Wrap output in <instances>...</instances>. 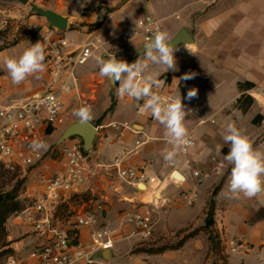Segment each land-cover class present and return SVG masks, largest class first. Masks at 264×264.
<instances>
[{
	"label": "crops",
	"instance_id": "0c3cea01",
	"mask_svg": "<svg viewBox=\"0 0 264 264\" xmlns=\"http://www.w3.org/2000/svg\"><path fill=\"white\" fill-rule=\"evenodd\" d=\"M87 5L91 8L89 15L81 14L85 7L61 12V15L68 18L67 31L58 32L52 26H48L44 28L43 35L45 36L46 31L50 29L54 34H61L73 43L83 44L89 37H92L93 41L94 36L99 35L100 30L110 22L113 23L112 27L121 30L134 26L139 19L146 16L157 19L170 38L182 28L190 33L194 40L190 45L194 54L184 47L185 44L177 46L178 51L174 53L177 70L163 73L168 74L169 77L161 78L163 74L159 77L165 83L158 89L168 97L181 95L185 111L191 110V114L185 117L184 123L187 134L194 133L196 147L187 156L190 160L189 165H186L185 157L178 159L176 170L184 176L185 181L177 182L172 179L171 174L174 169H171L169 162L164 159L165 150H171L172 146L167 142L164 127L154 120L150 113L142 112L139 102L128 97H118L114 89L115 106L112 112L98 124L93 123V120L90 121L98 129L90 151L93 174L78 197L84 193L99 200L82 210L90 209L96 203H102L104 210L98 214L97 225L100 227L103 222L113 221L117 208L125 209L127 214L133 212L139 203L152 201L151 191L157 186L156 193L160 191L161 195L168 196L170 201L167 211L160 216L162 221L155 226V232L186 228L198 216H204L203 210L206 205V189L201 192L199 179L193 175V172L199 171L202 175H209L208 169H212V173H219L229 168V166L221 167L225 163L223 157L229 150V146L222 140V133L229 122L234 123L244 135L248 136L253 150L264 153V98L259 95L260 91L264 92V0H90ZM99 5L104 8L95 12L94 9ZM106 13L108 14L105 15ZM100 16L102 18L98 19ZM96 22H99V28L87 32L89 25ZM69 25H74L79 30H69ZM71 31L83 35V40L76 42L66 36ZM22 45V43L17 44L11 49L0 52L2 94L0 104L23 101L40 93L49 79L44 71L28 77L19 85L12 83L4 67V60L21 55L20 52L27 48ZM12 49L15 51L10 53ZM144 50L142 40L133 39L128 46L127 56L137 60L139 55H143ZM94 63L96 64V61ZM146 71H161V69L159 66L150 65ZM91 73V71L85 74L77 72L78 80H81L80 76ZM186 73H195V76L189 80L180 79ZM192 88L197 89V96L189 100L187 92ZM242 95L258 97V100L252 98L253 102L245 112L241 110L238 102ZM75 98L76 96L64 99L68 105L74 102ZM258 115L261 119L255 123L254 119ZM71 121L70 124L74 119ZM123 122H128L132 128L124 131L123 140L119 142L116 140L117 130L111 124ZM65 128H61V135ZM53 133L55 131L48 134V137ZM257 138L260 141L253 146ZM137 140L141 145L135 150ZM58 141L59 139L55 143L58 144ZM225 146L228 148L227 151H224ZM123 149L135 151L125 157L122 166L146 167L147 175L155 177L157 184L142 183L147 188L143 191L138 185L129 184L118 177L117 169L112 164L114 159L121 155ZM222 152L221 158L219 153ZM63 161L64 156L61 153V167ZM33 171L35 175H50L54 172L53 160L46 158ZM230 172L231 169L217 196L216 213L221 211V220H216L218 222L216 227L226 238H236L243 242L239 255L233 261L229 259L228 264H253L258 258H264V199L259 201L257 196L250 199L243 196L239 199L232 197L227 188ZM190 183L192 186L186 188L185 185ZM39 188L40 182L37 180L31 181L27 190L32 195V190L35 192ZM184 192H196L197 196L192 205L185 204L181 196ZM72 205L70 202L62 207H68L70 213L73 210ZM252 207L255 210L262 209L259 210L261 215H258L259 212L256 213ZM126 214L119 218L120 220L115 218L122 224L119 234L124 235L123 239L131 244L139 242L140 237L132 236L134 226L126 222ZM204 219L205 216L202 219L203 223L197 227L204 224ZM6 229L9 232L10 247L16 254H26L38 240L32 222L22 214L11 217L6 223ZM89 232L90 229L83 228L81 239L86 240ZM203 236L199 233L189 238L179 249L166 250L151 257L156 258L155 264H198L208 251ZM121 246H114L110 250V256H116ZM169 258L173 259L174 263H169ZM249 259L252 261L249 262Z\"/></svg>",
	"mask_w": 264,
	"mask_h": 264
},
{
	"label": "built area",
	"instance_id": "2783aa9c",
	"mask_svg": "<svg viewBox=\"0 0 264 264\" xmlns=\"http://www.w3.org/2000/svg\"><path fill=\"white\" fill-rule=\"evenodd\" d=\"M76 3L80 5L83 0H76ZM156 28L163 30L157 19L146 16L132 27L121 29L120 32H111L110 39L95 35L93 41L83 44L73 43L61 34H54L53 30L46 31L45 71L49 79L44 89L23 101L0 104V162L10 166L15 162V158H19L23 166L37 167L46 158L58 153L63 154L64 161L62 167L60 164L50 175L40 176V188L31 195L26 208L18 213L32 222L34 231L38 234L37 242L26 254L8 255L3 264H108L103 259L102 252L105 249H113L115 239L111 228L97 227L98 214L104 210L102 203H96L90 209L72 214L66 224H61L57 217L63 205L69 204L74 196L84 191L93 174L90 152L83 149L77 136L68 139L64 146L55 144L50 149L47 142L48 130L55 131L56 128L65 125L70 118L72 120L77 118L73 115L74 109L90 105L88 100L80 96L78 67L85 65L91 58L97 62L98 58L107 59L113 54L117 59L131 64L136 61L127 56L131 41L139 38L145 46L154 38ZM32 29L36 30L37 27L33 25ZM111 42H114L113 50ZM117 87L118 82L115 91ZM154 91L171 101L161 90ZM259 95L264 98L263 91H260ZM1 96L0 91V98ZM74 96L75 104L72 110L67 112L70 105L66 104L64 98ZM252 98L258 100L256 95H252ZM139 103L141 107L143 101ZM111 126L117 130L116 140L119 142L123 140L124 131L132 128L128 122L112 123ZM34 139L44 141L47 148L33 151L29 145ZM186 139L188 143L178 150L174 161L168 163L174 170L180 157L186 158V165L190 164L187 156L196 147V140L192 132L187 134ZM140 145V141H135V150ZM135 150L123 149L121 155L114 159L112 166L117 169L118 177L135 186L140 183H156L155 177L147 175L145 167L122 166L125 157ZM193 175L201 181L199 171H194ZM261 193L264 194V191ZM196 196V192H191L184 200L188 205H192ZM169 201V197L161 195L159 191L153 193L152 201L141 202L133 212H128L125 220L134 226L132 236H138L141 240L150 239L161 214L167 211ZM83 228L90 229L86 240L80 237ZM221 238L228 253H236L243 246L239 239ZM253 264H264V258H258Z\"/></svg>",
	"mask_w": 264,
	"mask_h": 264
},
{
	"label": "rangeland",
	"instance_id": "374dc122",
	"mask_svg": "<svg viewBox=\"0 0 264 264\" xmlns=\"http://www.w3.org/2000/svg\"><path fill=\"white\" fill-rule=\"evenodd\" d=\"M34 7H37L42 10H52L61 15V12H70L73 8L80 7V5L76 3V0H29L26 4H23L19 1L0 0V52L2 50L11 49L13 46H16L17 44H21V43L23 44L22 47H30L31 43L35 44L38 41L42 43L43 47H45L47 40H46V36L43 35L44 28H47L48 26L51 25L45 17L40 16L38 13L34 11ZM85 8L86 9L82 10L81 14L89 15V10H91L90 6L86 5ZM102 8H104V6L99 5L98 8L94 9V11L98 12V10ZM80 9L82 8L80 7ZM107 14L108 13H106L105 15ZM101 18L102 16H100L98 19ZM98 23L99 22H96V24ZM112 24L113 23L110 22L107 26H105L103 29L100 30L99 35L103 39H106L108 37H109L108 39H110V36H112L111 32L121 31V30H117V28L115 27H112ZM33 25L37 27L36 30L32 29ZM69 30H79V28L75 27L74 25H69ZM87 32H90V25H89V30H87ZM66 36L73 38L76 42H81L83 40V35L79 33L77 34L72 31L68 32ZM86 41L87 42L92 41V37L91 38L89 37V39ZM114 42L110 43L111 50L114 49V45H113ZM24 50L25 48L23 49V51ZM13 51H15V49L10 50V53ZM23 51H21L20 53H22ZM94 62L95 61L93 58L89 59L85 65L77 68V72H79L80 74H85L88 73L89 71L92 72L89 75L80 76L81 80L79 79V91H80V96L83 99L88 100L91 106L93 123L98 124L99 122H101L102 119H104L109 113L112 112L113 109L110 111L107 110L111 105V92L112 91L115 92V91L114 89L112 90V88L110 87L108 79L106 77H102L99 74V68L97 66V62L96 64ZM169 97L172 101L176 98H179V95L178 97L177 94L173 96L169 95ZM114 100H115V94H114ZM73 104H75V101L71 102V104H68L70 106L67 108V112H70L72 110ZM71 120L72 119L70 118L65 125L56 128L55 133H53L51 137L47 138V142L48 145H50V149L56 144L55 142L58 139H59L58 145L64 146L67 140L60 141L61 128H65L66 126H68L70 122H72ZM75 121H78V118H75L73 122ZM79 141L82 143V139L80 137H79ZM259 141H260L259 138H257L253 146L255 144H258ZM227 150L228 148H226L225 146L224 151ZM219 154L220 157L222 158L221 154H223V152ZM51 159L53 160V170L58 169V167L61 164V154L58 153L55 156H51ZM19 161H20L19 158H15V162L10 166H7L4 163L0 162V189L11 190L14 187V185L19 184L20 199L21 201L27 204L31 199V192L29 193L27 190L30 185V182L39 180L40 175H35L34 173L35 171H33L34 168H36V166L26 167L23 166ZM216 165H219V163H216ZM211 167L212 165H210V168ZM229 169H231V166H229V168H225L222 172L219 173H212L213 171L212 169L211 170L208 169L209 175H204V174L202 175L200 173V179L203 180L198 181V184L201 187L202 193L204 189H206V194H205L206 202L209 198V194H210L209 192L211 188L214 185L218 184L222 179H224L225 181ZM185 173L188 176V178H190L189 174L187 172ZM159 178L161 179V176ZM155 184H157V182L154 183L153 185ZM141 186H143L142 183L138 185V188L141 189L140 188ZM190 186H192L191 183L190 185L188 184L185 185L186 188H189ZM157 191L158 188L152 189L151 194L156 193ZM32 193H34V190H32ZM187 194H188L187 192L181 193L182 198L185 199V196H187ZM263 196L264 195H261V193L257 194V198L259 199V201L264 199ZM97 200H99V198L97 199L96 197H92L90 194L83 193L81 197L74 196L71 200V204H73L72 205L73 210H71L70 213L68 214V207H61V210H59V212L57 213V217L61 220V224H66L70 220L72 214L76 212H80L83 208H87L88 206H91ZM185 204L187 203L185 202ZM252 209L254 208L252 207ZM259 210L262 211V209ZM259 210H255V212L256 213L259 212L258 215H261V212ZM125 212H126L125 209L117 208L113 215V221L112 222L106 221L100 225V227L106 226L112 229V231L114 232V239H115L114 246L122 245L118 254L116 256H112V257L110 256L108 261H106L108 264H155L157 263V261L155 260L156 258L151 257V254H147V253L136 254L133 253V250L142 246L159 247L162 245H174L179 240L182 239V237L187 233L186 231H188L189 229H194L199 224H202L203 223L202 219L205 216V215L198 216L186 228L179 230H166L161 233L154 231V234L150 239L140 240L139 242L131 244L130 242H128V240L123 239L125 237L124 235L121 236L119 234L122 224L120 223V221L117 220H120L119 218H122V216L126 214ZM220 214L221 211L215 214V220L217 221L221 220ZM115 218H117V220ZM161 221L162 219H160L158 223L160 224ZM217 221L216 223H218ZM220 236L225 238L224 233L222 234L220 233ZM203 237L205 239V242L207 243L206 236L204 235ZM222 248H223L222 255L226 257V262L228 263H229V259L233 261L241 251V248H239V251L236 253H231V252L228 253L223 240H222ZM14 254L16 253L14 252ZM7 256L8 255L1 258L0 264L4 263ZM96 258L99 257L96 256ZM169 260H170L169 263H174L173 259L169 258ZM251 261L252 259H249V262ZM198 264H223V262L222 260H219L215 255H211L208 258H206V255H204L201 258V260H199Z\"/></svg>",
	"mask_w": 264,
	"mask_h": 264
},
{
	"label": "clouds",
	"instance_id": "9594fccd",
	"mask_svg": "<svg viewBox=\"0 0 264 264\" xmlns=\"http://www.w3.org/2000/svg\"><path fill=\"white\" fill-rule=\"evenodd\" d=\"M90 0H83L80 7L83 8ZM42 34V33H41ZM154 38L145 45L143 55L133 63L117 59L116 55H110L107 59H97L99 74L107 77L113 83L118 82L116 95L120 98L128 97L135 101H143L142 112H148L165 129V136L171 150H165V161H174L178 150L188 143L185 117L191 114V110L185 111L181 95L172 101L159 94L154 89L160 88L165 82L159 77L169 70H177L174 53L178 51L166 31L156 28ZM191 43H185L184 47L190 52ZM45 48L41 42L31 43L18 57H9L4 60V67L11 77L13 84L19 85L28 77L43 73L46 70ZM150 65L159 66L161 71L147 72ZM195 73H186L180 79L194 78ZM197 96V89L192 88L187 92L189 100ZM73 115L81 123H90L93 119L91 106H81L73 110ZM203 120V118L201 119ZM222 140L229 150L223 157L225 162L221 167L231 166V172L227 184L229 193L234 198H253L264 191V153L253 150L248 136L244 135L234 123L229 122ZM29 147L33 151L46 149L44 141L34 139ZM217 151H220L218 146Z\"/></svg>",
	"mask_w": 264,
	"mask_h": 264
},
{
	"label": "trees",
	"instance_id": "16d2710c",
	"mask_svg": "<svg viewBox=\"0 0 264 264\" xmlns=\"http://www.w3.org/2000/svg\"><path fill=\"white\" fill-rule=\"evenodd\" d=\"M100 24L90 25V31H94L99 28ZM168 74H163L161 78H168ZM239 107L243 112H245L249 106L252 104L253 99L249 95H242L239 99ZM115 106L114 92H111V105L107 111H110ZM261 119L258 115L254 122L257 123ZM53 132L52 129L48 130V134ZM224 185V179H222L218 184L214 185L209 194V198L204 207L203 213L205 215L204 224L202 226L196 227L194 229H189L187 233L174 245H162L159 247H138L133 250V253H147V254H160L166 250H176L183 246V244L189 239L196 236L199 233H203L206 236L208 243V251L206 258L211 255H215L219 260H222L223 264H228L226 262V257L222 255V238L220 232L216 227V203L217 196ZM20 187L19 184L14 185L11 190H1L0 189V261L1 258L6 255L14 254V250L10 247V241L7 240L8 232L6 229L7 221L13 216L21 211H23L27 204L20 199Z\"/></svg>",
	"mask_w": 264,
	"mask_h": 264
},
{
	"label": "water",
	"instance_id": "95a60500",
	"mask_svg": "<svg viewBox=\"0 0 264 264\" xmlns=\"http://www.w3.org/2000/svg\"><path fill=\"white\" fill-rule=\"evenodd\" d=\"M11 1H19L23 4H26L29 0H11ZM34 11L38 13L40 16H43L47 19V21L50 23V25L60 31H67L68 30V18L60 15L52 10H42L37 7H34ZM172 44L174 47H177L181 44L185 43H193L194 40L190 33L185 29L182 28L179 30V32L173 37ZM107 78V77H106ZM108 79V78H107ZM109 85L112 88V90L115 88V83H113L111 80L108 79ZM98 133V129L92 125L91 123H81L78 121H75L71 124H69L63 131L60 141L68 140L72 137H80L82 139L83 143V149L86 152H90L94 139ZM172 179L179 182H184L185 178L184 176L178 171L173 170L171 174ZM102 257L106 261H108L110 257V250L105 249L102 252Z\"/></svg>",
	"mask_w": 264,
	"mask_h": 264
},
{
	"label": "bare ground",
	"instance_id": "6f19581e",
	"mask_svg": "<svg viewBox=\"0 0 264 264\" xmlns=\"http://www.w3.org/2000/svg\"><path fill=\"white\" fill-rule=\"evenodd\" d=\"M177 182H179V181H177ZM140 188H141V190H143V191H146V190H147L146 186H144V185L141 186ZM156 188H157V186H154V187H153V189H156Z\"/></svg>",
	"mask_w": 264,
	"mask_h": 264
}]
</instances>
